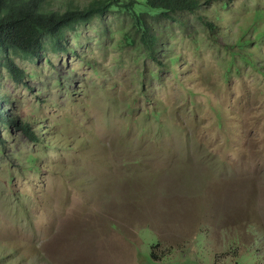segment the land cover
<instances>
[{
	"label": "rangeland",
	"instance_id": "obj_1",
	"mask_svg": "<svg viewBox=\"0 0 264 264\" xmlns=\"http://www.w3.org/2000/svg\"><path fill=\"white\" fill-rule=\"evenodd\" d=\"M180 19L159 62L109 11L0 56V264H264V0Z\"/></svg>",
	"mask_w": 264,
	"mask_h": 264
},
{
	"label": "trees",
	"instance_id": "obj_2",
	"mask_svg": "<svg viewBox=\"0 0 264 264\" xmlns=\"http://www.w3.org/2000/svg\"><path fill=\"white\" fill-rule=\"evenodd\" d=\"M201 0H90L84 7L71 6L63 12L48 8V0H0V56L12 79L19 81L23 72L8 56L10 51L37 56L46 38L53 52L66 51V34L76 26L89 24L109 12L121 13L129 22L133 36L147 49L148 56L159 62L154 54L164 46L163 35L157 26L181 22V17L196 11ZM181 16V17H180ZM180 17V18H179ZM127 38V37H126ZM127 40V39H126ZM133 42V40L129 41ZM169 63L175 61L168 57ZM151 75H156L152 72ZM0 101V126L18 127L24 134L28 123L15 120ZM30 141L35 140L32 137Z\"/></svg>",
	"mask_w": 264,
	"mask_h": 264
}]
</instances>
